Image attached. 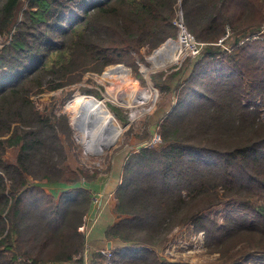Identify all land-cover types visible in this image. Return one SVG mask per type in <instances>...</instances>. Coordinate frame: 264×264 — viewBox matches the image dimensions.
Masks as SVG:
<instances>
[{"label": "trees", "instance_id": "16d2710c", "mask_svg": "<svg viewBox=\"0 0 264 264\" xmlns=\"http://www.w3.org/2000/svg\"><path fill=\"white\" fill-rule=\"evenodd\" d=\"M176 5L0 0V36L9 39L0 51V264H85L74 257L86 244L80 227L92 195L76 186L93 178L66 165L62 137L72 142L70 120L55 111V97L43 95L78 84L88 72L144 60V52L176 35ZM183 8L190 32L208 46L174 90L162 144L127 160L119 220L106 238L142 246L114 249L116 263L180 264L162 261L154 248L193 222L207 232L218 264H264V42L239 43L264 24V0H183ZM227 27L235 38L230 53L216 45ZM191 63L164 73L165 80ZM9 148L19 149L13 163L4 159ZM34 182L71 191L56 200ZM217 206L227 208L224 223L210 215ZM105 263L96 254L91 264Z\"/></svg>", "mask_w": 264, "mask_h": 264}, {"label": "rangeland", "instance_id": "374dc122", "mask_svg": "<svg viewBox=\"0 0 264 264\" xmlns=\"http://www.w3.org/2000/svg\"><path fill=\"white\" fill-rule=\"evenodd\" d=\"M178 18H182L190 32L186 22L183 0H177L176 16L174 19V26L177 29L176 35L167 39L156 50L152 52H144V60L137 59L135 66L127 65L125 63L115 64L106 68L102 73L88 72L78 84L69 87L64 91L59 90L49 95H43L46 98L50 96H53V98L55 97V111L66 114L70 120V127L73 133V138L70 141H72L73 144L72 142H69L65 136L62 137L64 149L67 153L66 165L76 171L84 170V173L88 177L93 178L92 182L83 180L80 186H76L77 188L82 187L87 189L92 195L91 210L84 216V219L87 215L94 213L95 215H93V218L96 217L98 222L99 217H101L102 214L101 209L105 207V213H108L109 216L106 215L108 218L105 220L104 224L107 226L111 224L112 226L118 222L119 219L115 214L116 207L119 204L117 191L122 186L123 173L127 160L132 154L137 152L138 147L144 143H149L148 147L156 148L162 144L160 127L165 118L171 114L176 107L174 90L180 81H184L185 78L192 73L193 65L202 58L204 50L208 46L206 43L199 42L190 32L199 43L204 45L201 55L197 57L190 55L184 56L180 61L178 60L175 62L174 65L165 69H160L161 71L154 69L155 71H152L153 73L151 72V77L148 81L147 76L144 74L143 66L151 67V58L158 50L167 46V42L174 41L179 43L180 30L175 24ZM263 28L264 24L259 31L257 30L258 32L256 34H250L249 36L245 35L244 38L240 39V45L248 42H264ZM259 33H261V35H258ZM233 35L234 32L232 28L227 27L225 35L216 45L225 53L232 52L235 48V38ZM8 43L9 39L0 36V51ZM188 60H191L192 63L190 68L187 71L185 70L183 75L177 77L173 81L167 82L165 80L164 76L166 73V75L170 74L172 69L181 67ZM118 66L123 67L129 72L125 85H131V83L135 84L136 88L143 95L142 100L140 101L141 103L135 105V107L127 109L110 101L108 91L115 93L116 91H119L118 86L120 85L121 80L115 78L113 74L110 75V78H107L105 75ZM1 73L3 74V72H0V76L2 75ZM154 78L157 79L159 84L154 81ZM125 85L124 87L127 88ZM168 87H170L172 91L167 89ZM124 90L127 91V89ZM69 93H72L71 98L68 97ZM78 94L93 96L98 99H107L109 110L120 126L119 130L116 132V136L110 139L107 144L102 146L89 145L87 140L82 138L79 134L74 117L67 111V105L74 100ZM147 95H150V97H147ZM253 108L254 107H252V109ZM262 118L264 119V114L262 115ZM155 136L160 137L157 142L154 141ZM18 151L19 149L17 148L7 149L4 159L9 163H13L17 157ZM98 151H102L103 154H95ZM34 183L39 185V187L46 189L49 193H53L56 196V200H60L67 192L71 191L70 188H56V185H49L45 182ZM53 187L54 190L52 191ZM97 199H100L101 201L95 204ZM226 210V206H217L211 210L212 213L210 215L215 216V214H217L218 221L224 223ZM97 225L95 224L93 226L89 234L80 231L86 237V244L83 251L75 255L74 261L83 260L85 264H91L96 254H100L104 257L102 251L106 250V248H111L113 251L114 249H120L121 252L125 251L127 248L135 250L142 248V246L133 245V243L125 244L119 240H109L108 238L107 239L111 241V246L104 245L102 247H93L91 234L94 227ZM154 250L162 261L180 264H218L217 261L220 256L218 253H213L208 246L207 232L204 230H198L193 222L176 227L169 235L168 241L162 246L154 248ZM22 261L26 264H32V261L29 259H22ZM105 261V264H108L107 259H105ZM62 264L72 263L68 262Z\"/></svg>", "mask_w": 264, "mask_h": 264}, {"label": "bare ground", "instance_id": "6f19581e", "mask_svg": "<svg viewBox=\"0 0 264 264\" xmlns=\"http://www.w3.org/2000/svg\"><path fill=\"white\" fill-rule=\"evenodd\" d=\"M180 59L179 43L171 42L161 50H158L151 58V67L143 66L144 74L149 81V74L154 69L160 70L174 65ZM121 80L118 90L108 91L110 101L118 104L120 107L132 108L141 103L142 93L136 88L135 84L125 85L129 72L123 67H116L106 74ZM105 80V79H104ZM124 85L127 87L125 88ZM124 89H127L125 91ZM150 97V95H147ZM67 111L74 117L77 130L82 138L87 140L89 145L102 146L116 136L119 130V123L113 117L107 105V99H98L93 96L78 94L74 100L67 105Z\"/></svg>", "mask_w": 264, "mask_h": 264}, {"label": "built area", "instance_id": "2783aa9c", "mask_svg": "<svg viewBox=\"0 0 264 264\" xmlns=\"http://www.w3.org/2000/svg\"><path fill=\"white\" fill-rule=\"evenodd\" d=\"M175 24L180 30V36H179V40H178L179 41V47H180V59H179V61L184 56L190 55L193 57H197V56L201 55L204 45L199 43L192 36V34L187 29L182 18H178L176 20ZM263 31H264V28H263ZM258 35H261V33H259ZM171 42H174V41H169V42H167L166 45H168ZM159 138H160L159 136H157V137L155 136L154 141L157 142L159 140ZM100 201H101L100 199H97L95 201V204L99 203ZM96 223H97L96 217L93 218V216L91 214H89L85 217L83 225H82V227H80V231L86 232L87 234H89L91 232L93 226ZM102 255L105 257V259H107L108 264H118V263H115L116 260H114V252L111 248H106V250L102 251Z\"/></svg>", "mask_w": 264, "mask_h": 264}, {"label": "crops", "instance_id": "0c3cea01", "mask_svg": "<svg viewBox=\"0 0 264 264\" xmlns=\"http://www.w3.org/2000/svg\"><path fill=\"white\" fill-rule=\"evenodd\" d=\"M158 71H161V70H158ZM157 72V71H156ZM153 73V72H152ZM151 77V72L149 74V78ZM56 188H68L66 186H55ZM54 190V187L52 188V191ZM115 192V191H114ZM101 209V208H100ZM106 210H105V207H103L101 209V217H99V221L96 223V227H94V230L91 234V240L93 242V247H102L104 245H110L111 241H109L107 238H106V230L109 226H111V224L109 226L105 225L104 222L105 220L108 218L106 217L109 216L108 213H105ZM92 216L95 215L94 213H91ZM103 216V218H102ZM113 217V216H112Z\"/></svg>", "mask_w": 264, "mask_h": 264}, {"label": "water", "instance_id": "95a60500", "mask_svg": "<svg viewBox=\"0 0 264 264\" xmlns=\"http://www.w3.org/2000/svg\"><path fill=\"white\" fill-rule=\"evenodd\" d=\"M118 67H120V66H118ZM148 145H149L148 143H144V144L140 145V146L138 147V151H140V150H142V149H144V148H147Z\"/></svg>", "mask_w": 264, "mask_h": 264}]
</instances>
